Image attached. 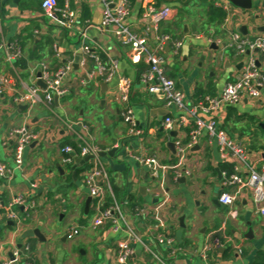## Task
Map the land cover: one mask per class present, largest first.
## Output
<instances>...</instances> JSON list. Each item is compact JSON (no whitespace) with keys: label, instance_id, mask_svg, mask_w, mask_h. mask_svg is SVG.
Segmentation results:
<instances>
[{"label":"crops","instance_id":"1","mask_svg":"<svg viewBox=\"0 0 264 264\" xmlns=\"http://www.w3.org/2000/svg\"><path fill=\"white\" fill-rule=\"evenodd\" d=\"M152 1L173 11L157 33L148 32V46L155 51L162 35L182 42L177 53L172 47L162 55L167 76L176 82L188 105L219 94L227 82L239 76L244 57L237 50L228 52L226 42L231 32L264 35V0H253L248 11L233 5L223 23L212 22L209 28L202 24L209 11L200 0ZM42 2L0 0V72L11 80V91L0 96V161L10 166L15 159V144L9 139L13 131L27 125L39 133L38 140L26 149L24 167L14 180L0 176V264H122L118 255L124 242L133 249L126 264H254L264 257V215L255 191L244 188L232 206L219 200L222 192L237 189L227 185L226 179L233 174L247 178L250 166L261 169L264 163V93L258 100L225 106L218 114L229 137L247 149L246 162L232 155L224 158L218 141L204 131L177 177L176 170L169 167L177 163L170 143L177 136L187 138L192 125L171 131L164 127L165 118L174 109L149 94L141 82L150 65L144 59L133 62L131 48L100 29L102 0H70V7L78 14L73 30L49 20ZM190 2L193 6L187 10ZM145 3L138 0L131 8L130 22L141 35L147 34V25L141 21ZM84 7L89 8V17H85ZM82 43L89 51L82 49ZM12 45L21 48L19 59H7L5 48ZM96 55L106 64L110 59L118 61L119 73L133 80L131 106L139 134H132L123 117L126 104L114 96L117 77L103 92L99 78L87 75L97 69ZM255 55L261 59L259 53ZM84 59L85 68L80 64ZM42 63L48 64L51 72L70 64L65 82L69 93L54 98L52 104L38 103L28 117L26 105H20L16 98L30 87H43L36 80ZM261 65L264 69V61ZM211 116L202 115L205 119ZM87 138L104 152L117 148L114 156L100 157L106 171L100 182L105 187V207L119 205L124 209V221L117 216V223L112 219L101 227L94 226L96 203L92 200L86 210L90 195L85 184L92 161L69 178L62 149L68 145L79 149L82 139ZM150 157L159 166L156 176L141 161ZM17 196L26 202L12 208L19 214V222L9 216L10 203ZM132 198L141 207L130 209L128 200ZM90 214L93 219L88 224ZM160 219L165 225L157 229ZM126 223L137 240L129 238ZM37 229L44 239L26 235ZM160 233L174 239L173 247L159 243Z\"/></svg>","mask_w":264,"mask_h":264},{"label":"built area","instance_id":"2","mask_svg":"<svg viewBox=\"0 0 264 264\" xmlns=\"http://www.w3.org/2000/svg\"><path fill=\"white\" fill-rule=\"evenodd\" d=\"M144 1L146 3L141 21L147 25V34L141 35L133 29V24L130 22L132 15L129 0H102L104 11L100 29L110 33L120 43L129 46L131 48L130 58L133 62H140L144 59L150 65V68L142 74L141 82L146 85L149 94L163 100L166 107L174 109V113L171 110V115L165 118L164 127L171 131L174 127L182 129L192 125L187 138L184 139L177 136V138L173 139L177 163L173 167H169L176 170L177 177L180 176L188 152L198 144L204 131L211 138H215L218 141L220 152L224 158L232 155L246 162L247 149L229 137L227 131L221 126L218 114L225 106L238 105L244 100H258L262 97L264 93V69L261 61H264V35L250 37L244 36L238 31L231 32L229 40L226 42L227 46H235L238 53L244 57L239 76L235 80L227 82L219 94L206 96L203 100L188 105L185 102L184 94L177 88L176 82L167 76L165 70L166 59L162 55L166 49H172V47L174 52L177 53L182 47V42L172 41L170 35H162L158 37V47L155 51H151L148 46V32L154 31L157 33L160 25L171 17L173 8L168 5L157 6L152 0ZM215 5L227 11L228 15L233 8V4L229 0H217ZM42 8L49 20H57L65 30L76 28L78 14L70 7V0H65L63 6H59L57 0H43ZM83 36H86V31H84ZM82 44V49L89 51L87 44ZM5 51L8 60L19 59L22 52L17 45L6 47ZM256 53H259L261 59L256 57ZM95 58L97 69L95 73L87 75L90 78L97 77L106 84H109L117 77V87L114 96L121 103L126 104L123 117L125 122L131 125L132 134H139L136 115L131 106L133 80L119 73L118 61L110 59L111 62L106 64L99 55H96ZM80 64L85 68L87 60L84 59ZM70 69V64H65L57 71L51 72L48 64H41L40 76L38 74L36 80L42 81L46 88L39 86L30 87L16 98L20 105H26L28 117L31 116L38 103L45 101L47 104H52L54 98L65 96L69 93L65 82L68 80ZM10 82L11 80L8 76L0 72V96L11 91ZM202 115L212 116L205 119ZM38 138L39 133L30 130L27 125L16 129L10 134L9 139L15 144L14 161L16 168L20 171L24 167L26 149ZM82 140L83 142L80 144L79 149L69 145L62 149L63 163L66 166H73L77 158L93 156L91 161L94 165L86 172L85 184L88 187L90 197L96 203L97 214L93 219L94 226L101 227L109 220H116L117 216L122 217L124 221V209L121 210L119 205L105 207L106 192L104 185L100 182V178L106 174L105 168L100 163V152L102 150L93 142L87 139ZM141 161L153 176L157 175L159 166L155 158H142ZM249 170L250 174L247 178L242 177L240 174H233L226 179L225 183L227 185H236L237 189L235 192H222L219 200L226 206H232L238 200L244 188H251L255 191L260 212L264 215V163L261 169L250 166ZM0 176L12 181L15 177V171L0 161ZM31 186L37 188L38 185L32 183ZM25 203V199L22 196L13 198L9 206V216L13 221L19 222V214L13 211L12 208L14 206H25ZM115 222L117 223V220ZM164 225V220L160 219L156 228L158 229ZM126 226H128L129 238L137 240L135 231L131 229L128 223H126ZM118 228L119 225L117 226ZM158 241L165 246L173 247L174 245V239L164 233L159 234ZM207 248L208 246L204 250ZM15 255L18 256L19 251H16ZM132 255L133 249L129 243H122L118 255L119 262L126 264ZM1 264H12V262L6 261Z\"/></svg>","mask_w":264,"mask_h":264},{"label":"trees","instance_id":"3","mask_svg":"<svg viewBox=\"0 0 264 264\" xmlns=\"http://www.w3.org/2000/svg\"><path fill=\"white\" fill-rule=\"evenodd\" d=\"M57 1H58L59 6L64 5L65 0H57ZM157 1H158V3H161V1L166 2V3H178V2H180V0H157ZM200 2L202 4V6L207 7L208 11H209L208 12L209 17L207 19V24H210L212 22H217V23H223L224 22V20L227 17V11L216 6L214 3V0H200ZM129 3H130V7L132 8L138 3V0H129ZM84 13H85V17L90 16V10L88 7H84ZM176 25H178V24H176ZM231 47L233 49H235V51L237 50L235 46H231ZM75 149H77V147H75ZM69 169H70L69 178L73 179V171L74 170H72V166H69ZM81 170L82 169H79V168L76 169V173H79ZM131 208H133V206H130V209ZM254 264H264V257L262 256V258H260L259 261H256Z\"/></svg>","mask_w":264,"mask_h":264},{"label":"water","instance_id":"4","mask_svg":"<svg viewBox=\"0 0 264 264\" xmlns=\"http://www.w3.org/2000/svg\"><path fill=\"white\" fill-rule=\"evenodd\" d=\"M229 1H230L234 6L239 7V8H241V9L245 10V11H248V10H250V9L253 8V0H229ZM245 28H246V27H244L242 30L246 33V29H245ZM212 48H216V45L213 44V45H212ZM77 61H79V57L77 58ZM75 66H76V68H78V62H77V64H76ZM240 66H242V64H240ZM39 76H40V74H39ZM98 80H100V79H98ZM39 83H40L44 88H46V85H45L42 81H39ZM101 86H102L103 92H106L107 89H108V84H106V83H104V82L101 81ZM25 108H26V106H25ZM170 145H171V147H175L174 142H171ZM116 151H117V148H114L113 150H111V151H109V152H104V151H102V152H100V156H105V155H107V154H109V155H111V156H114L115 153H116ZM92 159H93V156H87V157H85V158H83V159L77 158V159H76V163H75V165H73V170L75 171V172H74V175H76V169H78V168H80L82 165H84V164L90 162ZM143 191H144V189H143ZM91 201H92V197H89L88 200H87V204H86V210H87V211H88V209H89V206H90ZM250 234H251V233H250ZM250 234H249V235H250ZM26 235H31V236H33V235H37L40 239H44L43 236H42L41 233H40V230H38V229H37V230H34V231H28V232L26 233Z\"/></svg>","mask_w":264,"mask_h":264},{"label":"rangeland","instance_id":"5","mask_svg":"<svg viewBox=\"0 0 264 264\" xmlns=\"http://www.w3.org/2000/svg\"><path fill=\"white\" fill-rule=\"evenodd\" d=\"M187 5H189V6H188V9H187V10H189V8L191 7V5L193 6V3L190 2V3H187ZM187 5L183 3V6H184L185 8H187ZM204 19H206V18H204ZM202 24H203L206 28H209V27H208V24H207V20H204ZM208 30H209V29H208ZM69 32H74V31H69ZM75 33L78 34L77 31H75ZM70 34H71V33H70ZM207 36H209V34H208ZM74 40L78 41V37L75 36V37H74ZM78 45H81V44H78ZM228 49H229L228 52L235 53V49H233L231 46H228ZM73 77H76V76L73 75ZM24 79H26V77H24ZM152 96H154V95H152ZM250 119H253V118H250ZM258 125H259V123H257V126H258ZM232 128H233V130H235L236 127H232ZM228 129L230 130L231 128L228 127ZM87 140L90 141V142H93L92 139H90V138H87ZM90 166H91V165H88V166H87V169H89ZM9 167H11L12 169H14V171H15V175L18 174L19 171H20L19 169L16 168L15 161H13V163H11V165H10ZM128 201H129L130 206H138V207L140 206V205L137 203L136 199L134 200V199L132 198L131 200H128ZM52 203L56 205V201H55V200H52ZM135 204H138V205H135ZM140 207H141V206H140ZM92 219H93V215L90 214L87 223L90 222ZM88 224H89V223H88Z\"/></svg>","mask_w":264,"mask_h":264}]
</instances>
